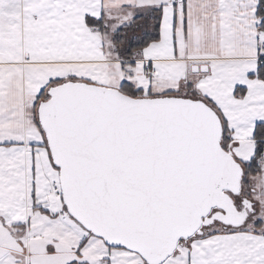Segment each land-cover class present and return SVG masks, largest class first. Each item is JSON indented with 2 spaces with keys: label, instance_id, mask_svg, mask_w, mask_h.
<instances>
[{
  "label": "snow or ice",
  "instance_id": "1",
  "mask_svg": "<svg viewBox=\"0 0 264 264\" xmlns=\"http://www.w3.org/2000/svg\"><path fill=\"white\" fill-rule=\"evenodd\" d=\"M0 264H264V0H0Z\"/></svg>",
  "mask_w": 264,
  "mask_h": 264
}]
</instances>
